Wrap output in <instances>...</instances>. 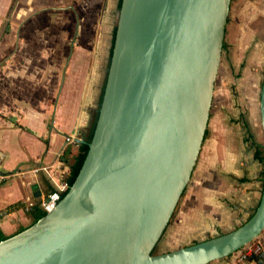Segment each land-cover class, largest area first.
<instances>
[{"label": "water", "instance_id": "obj_1", "mask_svg": "<svg viewBox=\"0 0 264 264\" xmlns=\"http://www.w3.org/2000/svg\"><path fill=\"white\" fill-rule=\"evenodd\" d=\"M230 3L122 1L84 165L55 211L0 242V264H210L260 237L264 180L242 227L154 254L205 139ZM260 116L264 133V82Z\"/></svg>", "mask_w": 264, "mask_h": 264}, {"label": "crops", "instance_id": "obj_2", "mask_svg": "<svg viewBox=\"0 0 264 264\" xmlns=\"http://www.w3.org/2000/svg\"><path fill=\"white\" fill-rule=\"evenodd\" d=\"M119 2L0 0V174L6 177L0 209L12 211L0 222V238L34 225L37 207L69 177L79 147L68 139L86 141L98 114ZM221 69L237 96L219 100L218 107L231 106L236 115L213 117L211 107L161 254L231 233L259 207L264 151L260 137L247 132L245 113L255 126L264 74V0H231L218 76ZM28 204L36 209L24 211ZM254 245L264 258V231ZM237 256L210 264H237Z\"/></svg>", "mask_w": 264, "mask_h": 264}, {"label": "rangeland", "instance_id": "obj_3", "mask_svg": "<svg viewBox=\"0 0 264 264\" xmlns=\"http://www.w3.org/2000/svg\"><path fill=\"white\" fill-rule=\"evenodd\" d=\"M116 19H117V15H116V17H115V23L114 24H116ZM115 27V26H114ZM109 61H110V57L108 58V59H106V66H107V68H106V70H107V73H108V69H109ZM227 78H228V76H227V74L225 73V70L224 69H221V71H220V74H219V76H217V79H216V82H215V88H214V92H216L217 93V97H216V99L214 100V98H213V101L215 102H212V106H213V109H214V111L215 112H213V117L214 116H216L217 114H222V115H224V116H226V117H233V115H236V114H233L234 112H235V109L233 108V107H231V106H223V107H221V109H219V107H218V101L219 100H229V99H232L233 98V96H237V94L236 93H234V95L232 96V93H230L229 92V88L228 87H226V86H228L229 84H228V81H227ZM262 78V83H261V85H260V87H259V97H258V99H257V112L254 114L255 116H256V125L254 126L252 123V121H250V119H251V117L252 116H250L249 115V111L248 110H246V113H245V117H246V120H248V125H245L246 127V130H247V132H250L251 133V135H252V133H253V136L256 138V139H259V137H260V141H261V145H262V149H263V151H264V133H263V128H262V124H261V116H260V93H261V88H262V85H263V82H264V74H263V76L261 77ZM225 90V92L224 93H222V90ZM228 90V91H227ZM240 110H243L242 108L240 109ZM219 111V112H218ZM216 112H218V113H216ZM252 114V113H251ZM248 118V119H247ZM232 119V118H231ZM233 120V119H232ZM228 121V120H227ZM189 185V184H188ZM188 187V186H187ZM187 189V188H186ZM186 192H187V190H185V192H184V194H183V196H182V198H181V200L184 198V195L186 194ZM181 200H180V202H179V205H178V207H177V209H176V211H175V213H174V217H175V215L177 214V212H178V210H179V207H180V205H181ZM172 221H173V218H172V220H171V222H170V224H169V226L171 225V223H172ZM168 229V228H167ZM166 233V234H165ZM164 233V235H163V237H162V239H161V241H160V243L158 244V246L156 247V249L154 250V254H156V255H159V254H161V252H163V251H165L167 248L165 247V244H164V242H165V240H166V235H167V230H166V232ZM257 243V239L254 241V242H252L250 245L251 246H253L254 244H256ZM241 251V250H240ZM239 251V252H240ZM238 252V253H239Z\"/></svg>", "mask_w": 264, "mask_h": 264}, {"label": "built area", "instance_id": "obj_4", "mask_svg": "<svg viewBox=\"0 0 264 264\" xmlns=\"http://www.w3.org/2000/svg\"><path fill=\"white\" fill-rule=\"evenodd\" d=\"M68 143L75 145L76 147H79L81 142L80 139H77L76 137L69 138ZM37 172V170L35 171ZM6 180V177L0 174V187L3 185L4 181ZM69 191V183H68V177L61 183V185L57 188L56 191L50 193L47 198L37 207L38 210L44 212L45 214L52 213L55 211V209L58 207L59 203L62 201L63 197L68 193ZM36 209L34 204H28L24 207V211L26 212H32ZM12 214V211L10 209H0V222L7 217H9ZM260 254V248L256 245H247L244 247L236 257L237 264H248L250 261L249 259L254 255Z\"/></svg>", "mask_w": 264, "mask_h": 264}, {"label": "trees", "instance_id": "obj_5", "mask_svg": "<svg viewBox=\"0 0 264 264\" xmlns=\"http://www.w3.org/2000/svg\"><path fill=\"white\" fill-rule=\"evenodd\" d=\"M122 1L120 0L119 2V6H118V11H117V19H116V24L114 27V31H113V44H112V49H111V54H110V61H109V67H110V63H111V57H112V53H113V46H114V42H115V38H116V34H117V29H118V22H119V15H120V10H121V6H122ZM109 71V69H108ZM107 77H108V73L106 76V80H105V85H104V90H103V96H104V91L106 88V84H107ZM102 96V99H103ZM102 99H101V103H102ZM100 103V106H101ZM100 110V108H99ZM98 117H99V111L98 114L96 116L95 121L93 122L91 129L88 133V136L86 137V143L85 144H80L79 148H78V153L77 156L75 157L74 160V164L71 167V171H70V175L68 177V183H69V190L72 187V185L74 184L75 180L77 179L83 165L84 162L87 158L88 152H89V145L91 144L93 137H94V133H95V129H96V124L98 121ZM261 158V160L264 162V152L262 154V156H259ZM46 214L38 209H36V212H34V218H35V222H38L39 220H41ZM6 239H4L3 237L0 238V242L4 241ZM250 262H254L255 264H264V258L262 256V254L260 253L259 255H254L249 259Z\"/></svg>", "mask_w": 264, "mask_h": 264}]
</instances>
